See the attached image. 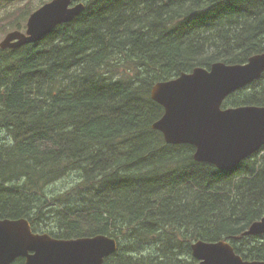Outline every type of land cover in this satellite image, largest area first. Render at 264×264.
<instances>
[{"label":"trees","instance_id":"obj_1","mask_svg":"<svg viewBox=\"0 0 264 264\" xmlns=\"http://www.w3.org/2000/svg\"><path fill=\"white\" fill-rule=\"evenodd\" d=\"M21 29L32 0L6 9ZM38 42L0 48V218L57 238L105 234L106 264H197L192 244L228 240L264 260V146L231 170L197 161L153 124L159 81L264 52V0H84ZM4 8V11H2ZM264 106V73L223 107Z\"/></svg>","mask_w":264,"mask_h":264},{"label":"water","instance_id":"obj_2","mask_svg":"<svg viewBox=\"0 0 264 264\" xmlns=\"http://www.w3.org/2000/svg\"><path fill=\"white\" fill-rule=\"evenodd\" d=\"M85 9L83 0H50L34 10L26 31L15 29L0 42L2 49L35 43L58 25L74 20ZM264 52L246 63L218 61L208 69L196 67L178 77L159 81L151 89L153 100L164 114L153 124L169 144H191L197 161L227 171L238 166L264 146V106L241 105L223 108L233 92L262 77ZM264 234V216L253 222L244 235ZM197 264H264L237 254L228 240L192 244ZM118 249L116 239L104 234L60 239L34 233L27 218H0V264L26 256V264H104ZM32 252V253H30Z\"/></svg>","mask_w":264,"mask_h":264},{"label":"rangeland","instance_id":"obj_3","mask_svg":"<svg viewBox=\"0 0 264 264\" xmlns=\"http://www.w3.org/2000/svg\"><path fill=\"white\" fill-rule=\"evenodd\" d=\"M26 0H12L11 2H7L5 5L6 9H11L14 8L17 4H23ZM50 0H32L31 2V6L35 9H37L38 7H40L41 5H43L45 2H48ZM33 10V11H34ZM2 11H4V8H2ZM27 28V22L25 24V27L21 28V30L25 31ZM19 29V28H18ZM5 33L3 34L2 32H0V42L2 41V39L4 38Z\"/></svg>","mask_w":264,"mask_h":264},{"label":"flooded vegetation","instance_id":"obj_4","mask_svg":"<svg viewBox=\"0 0 264 264\" xmlns=\"http://www.w3.org/2000/svg\"><path fill=\"white\" fill-rule=\"evenodd\" d=\"M31 227H32V225H31ZM32 231H33L34 233H48V234H50V233L47 232V231H40V230L36 231V230L33 229V227H32ZM50 235H51V234H50ZM96 235H99V234H96ZM104 235H105V234H104ZM51 236H52V235H51ZM94 236H95V235H94ZM52 237H55V236H52ZM30 253H32V252H30ZM106 260H107V257L104 258V264H106ZM26 261H27V257H26V256H20V257L16 258V259L13 261V264H26Z\"/></svg>","mask_w":264,"mask_h":264}]
</instances>
